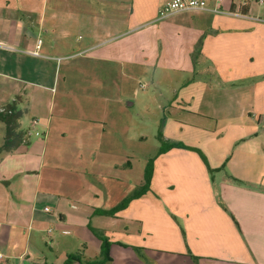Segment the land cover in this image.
<instances>
[{"label": "crops", "instance_id": "0c3cea01", "mask_svg": "<svg viewBox=\"0 0 264 264\" xmlns=\"http://www.w3.org/2000/svg\"><path fill=\"white\" fill-rule=\"evenodd\" d=\"M168 1L0 0V80L33 129L22 151L0 152V264H47L40 244L51 227L62 264L71 253L98 259L91 226L111 242L104 264H264V0H209L224 12L162 19ZM75 50L87 64L118 67L125 84L128 67L190 75L163 136L191 148L157 152L149 190L114 216L95 211L145 182L142 174L128 189L121 176L132 165L121 155L126 104L103 115L58 109L53 128L54 99L43 91L55 90Z\"/></svg>", "mask_w": 264, "mask_h": 264}, {"label": "rangeland", "instance_id": "374dc122", "mask_svg": "<svg viewBox=\"0 0 264 264\" xmlns=\"http://www.w3.org/2000/svg\"><path fill=\"white\" fill-rule=\"evenodd\" d=\"M86 53L75 50L64 55L58 72L59 82L54 86L55 90H43L48 100L54 99L53 128L57 125L58 109L65 108L69 111L76 110L82 113H91V115H103L108 109L119 107L117 103L121 98L122 102L126 104L128 114L133 119L131 121L129 116L128 139L122 141L121 146L122 158L127 154L132 165L126 164L121 169V176L123 179L126 178L128 189L134 188L137 186V182L142 179V174L145 177V169L149 161L159 152L157 150L161 143L158 139V132L159 130L163 132L168 117L166 109L171 103L173 93L182 88L190 75L184 76L156 66L139 69L128 67L125 84L124 76L120 75L118 67L108 68L104 65L87 64L88 55L86 56ZM6 81L7 78L2 76L0 80V112L5 111L7 105L14 101H12L14 90H9ZM22 88V86L19 87L21 92ZM16 97L19 98L18 95ZM18 98L15 100L16 102H18ZM63 98L67 99L66 102ZM17 104L19 108H23L22 103ZM107 118L110 119V117ZM30 119V115L25 112L20 118L21 127L28 126ZM104 119L106 120V117ZM32 123L36 124V121H32ZM29 131L32 133L33 129L28 130V140L31 138ZM1 136L4 139L5 125L0 120V140ZM88 165L91 167L87 163V168ZM76 168L80 169V173L82 172L80 164H75V170H77ZM84 174L86 175V172ZM51 228L52 236L49 237L44 233L40 245L46 253L47 264H62L60 252L62 249L60 244L56 243V229ZM65 234V237L68 238L73 236L67 232Z\"/></svg>", "mask_w": 264, "mask_h": 264}, {"label": "trees", "instance_id": "16d2710c", "mask_svg": "<svg viewBox=\"0 0 264 264\" xmlns=\"http://www.w3.org/2000/svg\"><path fill=\"white\" fill-rule=\"evenodd\" d=\"M23 111L18 108L17 102L13 101L7 105L5 111L0 112V120L5 125V136L3 143L0 146V152H17L22 151L28 143V131L21 127L20 118ZM158 139L161 143L158 154H162L174 147L191 148L181 142H169L164 136L163 132L159 130ZM153 160L151 159L145 169V182L142 186L136 188L134 192L124 198L119 204L111 209L96 210V214L114 216L120 210L125 209L131 200L145 194L149 188L153 173ZM93 233L101 240V257L94 260H84L79 253H71L68 255L65 264H72L79 261L81 264H104L111 260L109 256V246L111 242L108 237L95 229L90 227Z\"/></svg>", "mask_w": 264, "mask_h": 264}, {"label": "built area", "instance_id": "2783aa9c", "mask_svg": "<svg viewBox=\"0 0 264 264\" xmlns=\"http://www.w3.org/2000/svg\"><path fill=\"white\" fill-rule=\"evenodd\" d=\"M263 1V0H260ZM196 10H213L215 12H224L220 9V7H211L209 5V0H170L159 9V17L164 19L179 12H189ZM226 13L232 15H243L241 11H227ZM1 48H7L3 43L0 42ZM41 48H42V39H38L33 51L31 54L34 56H41ZM46 211H50L49 207H45ZM51 232V230H49ZM4 258L3 254L0 253V261Z\"/></svg>", "mask_w": 264, "mask_h": 264}]
</instances>
